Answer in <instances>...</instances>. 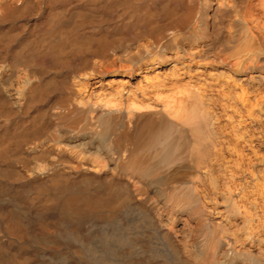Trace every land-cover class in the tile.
Listing matches in <instances>:
<instances>
[{"label": "bare ground", "instance_id": "1", "mask_svg": "<svg viewBox=\"0 0 264 264\" xmlns=\"http://www.w3.org/2000/svg\"><path fill=\"white\" fill-rule=\"evenodd\" d=\"M0 264H264V0H0Z\"/></svg>", "mask_w": 264, "mask_h": 264}]
</instances>
